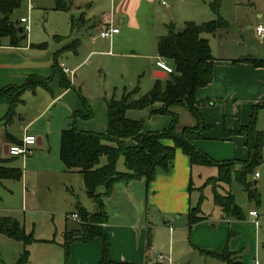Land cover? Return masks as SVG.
<instances>
[{
	"label": "crops",
	"instance_id": "1",
	"mask_svg": "<svg viewBox=\"0 0 264 264\" xmlns=\"http://www.w3.org/2000/svg\"><path fill=\"white\" fill-rule=\"evenodd\" d=\"M210 1L98 0V16L89 18L82 11L80 15H83L89 22L86 26L78 29L82 32L96 30L97 34L91 36L89 43L92 46L108 47V51H106L108 53H111L112 48L116 50V52H113L115 56L139 55L148 57L152 51V42L155 40L157 43L158 38L167 33L168 25H174L176 29H181L186 22L200 24L215 19L216 15L208 6ZM240 4H242L240 1L235 2L236 6ZM68 5L70 8V4ZM32 10L33 3L32 8L28 10V14ZM60 11H68V9ZM14 12L15 10L10 15V20L16 26L22 27L26 34V40L19 46H10L8 39H4L0 44V89L20 86L31 76L51 78L47 87L37 86L34 90H26L22 93L21 102L16 104L14 116L10 121L6 119L9 105L0 100V167L21 171L19 180L2 178L0 181H22L23 194H27L30 192L28 187L31 184L28 171L38 176L60 175L62 178L60 181L62 191L60 196L64 197V202L70 209L64 212V222L61 225L59 238L57 237L56 228L54 234L49 238H35L38 241L26 246L22 244L17 250V258L22 250L26 248L29 252L27 264H29L30 259L37 260V263L40 264H97L102 256V241L98 237L88 242L74 240L69 245L65 258V249L62 245L63 234L65 231L76 229L80 221L73 220L71 214L76 213L77 206H82L89 213L95 212L97 206L94 203L95 208L91 210V205L81 198L80 193L89 198L85 191L82 174L77 170H67L65 168L59 158V143L61 131L71 124V115L74 112L86 113L80 96L86 99L92 116L90 118L77 117L75 120L76 127L83 131L104 133L107 126L106 99L83 95L80 89L75 87V79L72 80L70 77V74L73 71H78L88 57L61 56L67 52L77 54L81 44L79 39L76 52L65 51L57 59L61 71L69 79L71 85L69 88H62L58 74H52L53 56L59 49L49 50L36 47L35 45L42 42H40V38H34V35L29 33L31 28L29 15L25 22H20V18H12ZM260 15L258 13V16ZM25 26L28 29L25 30ZM107 26L117 28L118 31L110 37H100L98 35L99 31ZM71 42L64 46L69 45ZM135 42H138V51L128 50V54H126L124 50ZM92 52L94 51H89L87 56ZM213 60L211 82L196 92L201 118L209 126L202 134V139L205 141L198 140L197 146L212 158L209 155L214 153L210 140H215L213 143L222 142L225 145H231L235 142L239 145L242 144L246 156L234 159H245L247 148L244 144V136L235 135L223 139V129L226 127L227 129L236 130L240 125H246L250 122V120L241 119L240 117L235 118L233 115V109L236 105L235 99L239 91L238 87L243 81L242 90H244L250 79L249 76H252V78L264 77V67H254L244 62H233L235 59H217L214 56ZM157 72L164 73L158 68L153 70V85L157 79L154 74ZM164 74L166 75V73ZM74 77L77 79L78 74H74ZM139 93L142 94L140 90ZM94 101H96V104H93ZM159 106L160 104L155 103L151 107L142 110L130 109L126 111V117L142 121L141 132L143 133L158 131L167 127L172 119L170 115L152 112L153 109H157ZM194 124L195 120L194 122L184 123L178 121L179 128L193 126ZM25 134H32L37 138V150L35 148L32 155L23 157L26 159L24 171L19 167L6 166L4 163L7 160L6 157H12L8 154V146L20 141ZM166 143L171 144L170 142ZM125 144L131 146L135 144V141L127 138ZM51 153V163L47 161L46 165L41 167L34 165L42 159L48 158ZM228 156L230 158L235 157L236 153L234 150L230 151V154L225 155V157ZM230 158L212 159L224 161ZM104 163L105 158L104 162L101 158V164ZM119 163L121 164L120 170H124L123 160L120 159L117 162V169ZM196 166L199 167L200 165H190L188 157L181 150L176 149L171 169L168 172L158 171L155 179L149 184H146L144 180H135L128 183L120 182L114 186L111 195L104 199L107 222L102 225L106 241L109 244L108 258L111 261L151 264V257L154 256L157 264H174L171 254L176 251L175 243L181 244V246L182 243H185L187 248L183 246L184 250L180 248L181 253L178 254L180 264H192L189 256L194 259V264H225L199 251H222L223 249L238 253L243 264H253L255 260L260 264H264V235L260 231L264 216L260 211V207L257 208L252 202L247 200L252 204V207L247 208V210L236 203L243 211L244 217L242 219L225 216L215 204L211 212H206L207 210H204V207L200 204V215L204 219L191 226L188 225V210L191 206L196 205L200 194L203 192L202 185L196 186L193 181V171ZM196 175L198 178L201 177L200 169L197 170ZM260 176L259 173L257 178H260ZM253 178H255L254 175ZM39 179L42 181L41 187L50 189L52 186L50 179ZM257 183L256 180V186ZM34 184L40 189L37 183L34 182ZM24 185L26 186L24 187ZM223 188V191L232 193L231 186L225 185ZM194 189L198 193L195 200L192 199ZM30 194L35 195L36 193L33 190ZM252 210L258 212V225L254 223L255 218L248 214ZM40 212V214L43 213L46 216L52 214V211L48 210H41ZM155 215H162L160 219L163 221V225L156 226V231L154 229L153 231L152 226L148 225L156 218ZM4 217L16 219L25 230V214L22 218L23 224L14 216ZM50 221L53 222V216L50 217ZM68 221L75 222L76 226H69ZM33 225L31 233H35L37 229L35 228L36 222ZM159 231H167L169 235L167 246L160 245L162 234L158 233ZM28 246H30V249H28ZM161 248L163 252L156 253ZM159 256H162V259H159ZM17 258L12 264L16 263Z\"/></svg>",
	"mask_w": 264,
	"mask_h": 264
},
{
	"label": "trees",
	"instance_id": "2",
	"mask_svg": "<svg viewBox=\"0 0 264 264\" xmlns=\"http://www.w3.org/2000/svg\"><path fill=\"white\" fill-rule=\"evenodd\" d=\"M23 2L24 0H0V44L4 39H8L10 46H19L26 40L24 31L20 33L19 27L10 20L12 12ZM221 2L222 0H211L208 3L210 10L216 15L213 20L200 24L186 22L181 29L168 25L167 33L158 38L156 46L158 57L170 62L172 72L167 73L164 79H156L153 87L144 94H140L139 86H136L130 91L124 90L119 99H115L114 96L106 99L107 126L104 133L83 131L76 127L77 117L92 116L86 99L80 96L86 113L74 112L71 115V124L61 131L59 158L67 170H77L82 174L86 194L94 201L97 210L89 213L82 206H77L79 224L76 229L65 231L63 234L65 258L68 247L74 240L88 242L98 237L102 241V256L97 264H135L114 262L108 258L109 244L102 228L107 222L104 199L111 195L117 183L144 180L149 184L155 179L158 171L168 172L172 167L176 149L181 150L188 157L190 165L216 167L217 175L207 178L204 186H211L213 202L225 216L237 219L244 217L241 207L235 202L234 195L230 191L222 192L224 185L237 184L246 194L247 200L257 208L260 207L261 196L254 184L253 175L256 168L264 163V132L255 128L254 117L248 124L240 125L236 130L226 127L223 129V139L235 135L244 136V144L247 148L245 159L215 161L197 146V141L203 138L202 134L209 126L201 118L196 92L211 82L214 62L209 41L202 34H215L227 27L226 21L219 14ZM55 9L67 10L69 5L63 0H56ZM88 22L89 20L83 15L76 20L71 19L72 28H81ZM35 46L44 48L45 44ZM78 46L79 40L76 39L54 53L52 74H58L62 88H69L71 85L61 71L57 59L65 51L76 52ZM233 62L264 67V59L261 58L243 57ZM50 78L31 76L20 86L0 89V100L9 105L6 119L10 121L13 118L14 108L21 102L24 91L34 90L37 86L47 87ZM155 103L160 106L152 112L170 115L171 123L161 130L143 133L141 132L143 122L127 118L126 111L142 110ZM173 106L184 107L194 118L195 124L179 128L178 116L171 110ZM127 138L133 139L135 144L127 146L125 144ZM121 157L125 169L119 171L117 162ZM101 158H105L104 164H101ZM20 177L19 169L0 167V179L19 180ZM202 199L201 193L196 205L188 210L189 226L204 219L200 215ZM0 233L16 242H21L24 246L38 241L33 238L32 233H27L20 223L11 217H0ZM199 251L225 264H243L239 254L228 249ZM28 257L29 252L24 248L15 264H27Z\"/></svg>",
	"mask_w": 264,
	"mask_h": 264
},
{
	"label": "rangeland",
	"instance_id": "3",
	"mask_svg": "<svg viewBox=\"0 0 264 264\" xmlns=\"http://www.w3.org/2000/svg\"><path fill=\"white\" fill-rule=\"evenodd\" d=\"M33 3V10L28 14L29 0H25L19 8L14 12L13 19L28 18L31 25L29 33H32L34 38H40V44H45V49L55 50L60 49L68 42L79 39L81 44L78 48V53L73 54L67 52L61 57H88L86 62L83 63L79 70L73 71L70 74L72 80L75 79V87L80 89L81 93L85 96H90L97 99H109L114 96L115 99L121 98L123 89L127 91L132 90L136 86H139V90L142 94L148 92L153 86V70L155 62L158 59L157 43L154 40L151 45V54L148 57H142L139 55H120L115 56L113 52L116 50L111 48V53H108V47L92 46L89 41L95 36L97 31H80L77 27L72 28L70 19L73 17L75 20L79 18L82 11L85 12V16L93 18L98 16V0H63L65 3L70 4L68 11H60L55 9L56 0H31ZM240 1L242 4L235 5V2ZM89 3V5H88ZM258 13L261 14L258 16ZM220 16L226 21L227 27L217 31L215 34H202L203 37L208 38L211 53L217 59L229 60L239 59L243 57H253L264 59V36L262 40H259L256 36L255 28L258 24L264 27V0H222V6L220 8ZM137 43V44H136ZM138 42L128 46L124 51L128 54V50L138 51ZM89 51H94L87 56ZM102 52V53H99ZM120 57V58H113ZM79 60V58H78ZM164 60V59H163ZM170 63L168 61H165ZM74 74H78V78L74 77ZM246 88L242 90L244 84L241 81L238 87V95L235 101V108L233 109V115L235 118L251 120L255 119V128L264 132V77L252 78L249 76ZM96 104V101L93 102ZM171 110L178 116L179 123L194 122V118L191 114L182 106H173ZM249 118V119H248ZM192 124V123H191ZM202 141H205L202 139ZM210 140L213 145V155L209 154L212 158L228 159L230 156L225 157L226 154H230V151L236 153L234 158H242L246 156L245 148L242 144L225 145L222 142H215ZM223 141V140H220ZM37 146L34 147V149ZM33 149V151H35ZM243 154H245L243 156ZM4 162L6 166L19 167L24 171L26 165V159L22 156L6 157ZM263 159H264V147H263ZM52 153L48 158H44L39 163L34 165L43 166L46 162L51 163ZM120 160H123L121 157ZM104 162V158H103ZM121 163V162H120ZM119 163L118 170L121 171V164ZM200 169L201 177L198 178L197 170ZM256 172L260 173V178H254L258 181L257 189L261 196L260 211L264 216V163L256 168ZM28 178H30L29 190L34 194H23V182L14 180H1L0 181V217L14 216L18 218L21 223L25 214V231L31 233V228L34 222H36V231L32 232L33 238H49L52 236L57 228L59 233L61 225L64 222V212H67L68 206L64 202V197L60 196L62 193L60 181L62 180L60 175H45L38 176L34 173L27 172ZM217 169L213 166H199L195 167L193 171V181L196 186L202 185L203 199L201 201L204 210L211 212L214 208L212 189L210 185H205L204 182L207 178L216 176ZM39 178H48L52 186L50 189L41 187L42 181ZM37 183L40 187L38 189L35 186ZM46 182V181H45ZM26 185H24L25 187ZM225 186V185H224ZM224 190V188H223ZM222 190V192H224ZM232 193L235 197L236 203L241 205L243 209L252 207L247 199L243 190L235 183L231 185ZM77 192V189L75 190ZM194 194L192 199L195 200L196 189L193 190ZM79 193V191H78ZM81 198L85 199L87 204L91 205V210L95 208L94 202L89 198L83 196L80 193ZM63 197V199H62ZM41 210L52 211V214H40ZM36 213V214H35ZM53 216V222L51 223L50 217ZM162 215H155L156 218L152 220L150 225L152 230L156 231V226L163 225V221L160 219ZM69 226H76L75 222L68 221ZM23 224V223H22ZM153 230V231H154ZM261 232L264 235V222L261 224ZM160 245L167 246L169 242V235L166 232L159 231ZM22 245L20 242H15L12 239L7 238L0 233V264H12L17 258V250ZM187 244L182 243L179 245L175 243V253L171 254L174 264H180L178 259L180 248L184 250ZM30 249V246H28ZM158 252H163L162 248ZM162 257V256H161ZM160 259V258H159ZM191 263L194 264V259L189 256ZM14 264V263H13ZM29 264H40L37 260L30 259ZM151 264H157L156 260L151 257Z\"/></svg>",
	"mask_w": 264,
	"mask_h": 264
},
{
	"label": "built area",
	"instance_id": "4",
	"mask_svg": "<svg viewBox=\"0 0 264 264\" xmlns=\"http://www.w3.org/2000/svg\"><path fill=\"white\" fill-rule=\"evenodd\" d=\"M29 8H32V3L31 0H29ZM26 18H20V22H25ZM24 29H28L27 26L24 27ZM118 31L117 28L111 27V26H107V27H103L98 35L102 38L105 37H110L113 33H116ZM255 32H256V36L258 37L259 40H262L263 36H264V27L261 24H258L255 28ZM156 67L163 71L164 73H171L172 72V67L167 64V62H165V60L158 59L155 62ZM36 142H37V138L32 135V134H25L23 135V137L21 138V140L18 143H12L8 146V154L12 157H17V156H22V157H27L32 155L33 153V149L36 146ZM254 177L257 178L259 177V172H255L254 173ZM249 216H252L254 219V223L256 225L259 224L257 217H258V212L256 210H252L248 212ZM71 218L75 221H79L80 218L78 216L77 213H73L71 214ZM160 257V256H159ZM160 259H162L160 257ZM253 264H260L257 260L254 261Z\"/></svg>",
	"mask_w": 264,
	"mask_h": 264
},
{
	"label": "water",
	"instance_id": "5",
	"mask_svg": "<svg viewBox=\"0 0 264 264\" xmlns=\"http://www.w3.org/2000/svg\"><path fill=\"white\" fill-rule=\"evenodd\" d=\"M18 31L21 33L23 31L22 27H19ZM154 77L157 78V79H164L166 77V75L164 73L160 74V73L157 72V73L154 74ZM36 144H37V142H36ZM255 183H256V180L254 181V184Z\"/></svg>",
	"mask_w": 264,
	"mask_h": 264
}]
</instances>
